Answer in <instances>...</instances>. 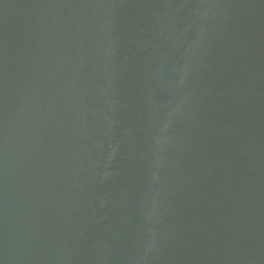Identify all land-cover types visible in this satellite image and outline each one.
Wrapping results in <instances>:
<instances>
[{"label": "water", "instance_id": "water-1", "mask_svg": "<svg viewBox=\"0 0 264 264\" xmlns=\"http://www.w3.org/2000/svg\"><path fill=\"white\" fill-rule=\"evenodd\" d=\"M0 264H264V0H0Z\"/></svg>", "mask_w": 264, "mask_h": 264}]
</instances>
